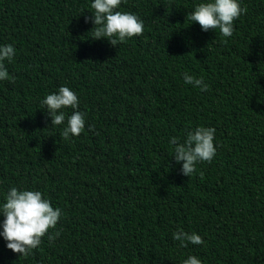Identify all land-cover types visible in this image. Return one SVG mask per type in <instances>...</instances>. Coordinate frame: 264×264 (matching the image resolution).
<instances>
[{
	"label": "trees",
	"instance_id": "16d2710c",
	"mask_svg": "<svg viewBox=\"0 0 264 264\" xmlns=\"http://www.w3.org/2000/svg\"><path fill=\"white\" fill-rule=\"evenodd\" d=\"M93 2L0 0V46L15 48L3 61L15 81L0 80V209L16 187L62 212L27 257L0 235V264H264V0H238L231 37L186 20L208 0H121L114 11L144 30L118 46L91 38ZM61 86L85 114L68 140L74 110L52 126L42 106ZM201 126L216 154L184 176L170 140Z\"/></svg>",
	"mask_w": 264,
	"mask_h": 264
},
{
	"label": "clouds",
	"instance_id": "9594fccd",
	"mask_svg": "<svg viewBox=\"0 0 264 264\" xmlns=\"http://www.w3.org/2000/svg\"><path fill=\"white\" fill-rule=\"evenodd\" d=\"M121 4V0H94L91 8L94 10L92 17H86V22L93 23L92 39L106 38L112 46L126 42L128 38L143 35V22L130 12L114 11ZM246 8H241L238 0H208L199 3L194 11L190 12L186 20L198 23L205 32L219 29L223 37H231L234 32L233 22L246 13ZM15 55L12 44L0 46V80L15 81L10 77L3 61H11ZM185 84L208 90V85L203 78H196L188 73L183 74ZM46 108L47 116L51 117V125L58 126L65 122L66 114L62 109L72 108L74 111L67 117V124L60 136L68 140L70 136H79L85 127V114L80 112L78 96L67 86H61L58 92L48 94L42 101ZM42 108V109H43ZM215 128L197 127L187 133L186 140L181 143L173 137L170 143L174 145L173 156L177 163L183 162L181 174L191 177L196 171L198 162H211L216 154L214 144ZM201 178L203 172H200ZM3 214L0 233L7 241V248L20 256L27 257L41 244V238L48 234L49 229L55 228L62 212L54 208L51 202L43 198L40 191L19 190L12 187L7 195L6 202L0 209ZM58 233L49 235L53 241ZM173 239L180 241L186 247L188 242L194 245L203 244L202 237L196 233L189 234L184 231L173 233ZM183 264H202L196 256H189Z\"/></svg>",
	"mask_w": 264,
	"mask_h": 264
}]
</instances>
